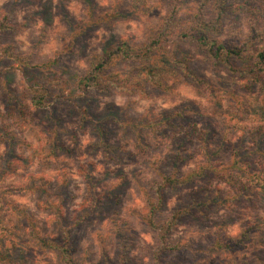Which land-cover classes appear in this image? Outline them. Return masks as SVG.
Segmentation results:
<instances>
[{
  "label": "rangeland",
  "instance_id": "obj_1",
  "mask_svg": "<svg viewBox=\"0 0 264 264\" xmlns=\"http://www.w3.org/2000/svg\"><path fill=\"white\" fill-rule=\"evenodd\" d=\"M113 1L92 0L97 16L110 12ZM120 1L121 11L127 12L132 0ZM148 1L156 6L153 12L136 20H115L74 39L77 27L88 20L84 0H0V21L8 20L13 27L0 32V72L4 71L12 95L0 86V115L9 120L6 125L0 118V131L8 127L27 143L18 150L26 161L19 164L16 174L4 179L9 150L0 141V213L4 216L0 264H65L56 248L45 249L38 239L41 236L61 244L67 231L76 264H119L118 230L128 237L129 264H155L151 250L157 238L143 219L148 211L145 195L153 191L158 180L148 160L161 159L170 174L177 146L186 141V160L181 168L185 174L204 162L198 135L207 132L214 148L227 130L231 143L217 166L229 168L233 148L244 153L257 150L261 143L260 151L246 162L249 172L237 177V188L213 174L179 190H167L164 214L189 205L194 198L205 200L220 188L222 196L245 188L244 197L230 208L211 207L185 217L173 239L189 249L165 255V259L169 264H264V97L259 87L244 89L228 71L214 70L200 50L184 44L182 52L192 58V70L206 81V89L184 76L167 79L166 90L151 91L146 99L94 92L83 98L74 84L65 88L67 82L84 76L92 62L123 37L136 35L144 41L152 33L167 15L172 0ZM183 1V15L188 17L197 0ZM255 12H231L225 18L221 39L245 42L251 13ZM213 18L209 7L207 19ZM7 50L40 67L23 71L13 67L5 56ZM129 68L127 63L115 67L118 71ZM56 80L65 90L64 99L34 110L28 87ZM59 85L50 84V91L58 94ZM68 92L72 94L68 96ZM184 105H191L192 110L179 130L162 137L154 135L151 127L160 124L162 114ZM20 106L26 109L28 121L22 129L14 126ZM84 109L89 111L83 129L80 119ZM96 128H104L109 141L121 147L117 155L106 158L102 150H94ZM194 129L196 134L188 136ZM55 133L65 147L57 154L50 146ZM259 133H263L262 139L257 138ZM138 136L149 146L146 155L136 148ZM96 197H103L100 210L94 205ZM31 224L33 230L28 227ZM218 233L224 240L236 241L243 235L247 240L241 248L229 251L213 246Z\"/></svg>",
  "mask_w": 264,
  "mask_h": 264
},
{
  "label": "trees",
  "instance_id": "obj_2",
  "mask_svg": "<svg viewBox=\"0 0 264 264\" xmlns=\"http://www.w3.org/2000/svg\"><path fill=\"white\" fill-rule=\"evenodd\" d=\"M84 2L87 5L88 20L86 24L77 27L79 31L74 39L88 34L93 29L111 24L115 20H136L156 9V6L149 3L148 0H132L130 9L127 12H122L121 1L114 0L110 12L97 16L96 7L93 5L92 0H84ZM184 3L183 0H172L167 15L160 20L159 24L151 34L146 36L144 41H140L136 35L123 37L103 56L94 60L84 76L75 77L73 81L67 82L65 88L69 87L70 84H74V89L83 98L94 92L99 95L118 94L128 97L139 96L146 99L151 96V91L161 92L166 90L165 81L167 79L184 76L197 86L206 89V81L197 76L192 70V58L187 57L182 52V45L188 44L200 50L206 57L205 61L211 64L214 70L224 69L228 71L244 89L259 87V92L264 97V45H261V43H264V0H197L194 12L188 17L183 15ZM209 7L214 13L213 19H207ZM243 9L249 12H252V9L256 11L255 14L251 13L252 16L248 24V38L242 44L231 41L235 39L223 41L221 34L225 30V18L231 12H238ZM12 28L9 26L8 20L0 21L1 33L11 31ZM73 32L75 31L73 30ZM173 41L175 45L173 44L170 48L169 44ZM5 56L13 62V67H20L22 71L40 67L9 50L5 51ZM119 63H127L130 68L126 71H118L115 67ZM54 66H57V61ZM3 73L4 71L0 72V86L12 97L11 91L6 86ZM52 83L58 86L61 81H51L50 84ZM50 84L36 83L28 87L31 94L30 103L34 110L50 106L53 100L64 99V88L59 85L60 92L55 94L50 91ZM69 92L68 96L72 94V92ZM191 110V105H184L173 111L164 112L160 124L151 127L154 135L159 134L162 137L167 135L168 131H178L180 123L186 120ZM88 111V109H84L80 119L83 129L88 121ZM0 118L3 119L6 125L9 124V120L6 119L5 115H0ZM15 121L14 126L17 128L27 127L26 109L22 106L18 109L17 120ZM93 133L97 137V142L93 146L95 151L102 150L106 158L119 153L121 147L109 141L108 133L104 128H96ZM193 133L196 134V129L190 131L188 136H193ZM262 136L263 133H259L257 138L262 139ZM0 138V141L5 143L9 150V158L3 171L4 179H6L8 175L16 174L21 168L19 164L26 161L24 155L18 153L19 148H22L26 140H21L16 133L9 131L8 127L4 131H0ZM198 138L204 162L185 174H182L181 168L186 160L183 147L186 141L177 146V152L172 158L173 165L170 174L165 172L161 159L157 161L148 160V165L158 177V180L154 182L155 188L153 191L145 195L148 211L143 219L147 224V229L153 232L157 238V244L151 250L155 264H169L165 259V255L189 249L187 245L173 239L175 230L185 217L193 215L195 212H203L211 207L230 208L244 197L246 192L243 188L235 195L222 196L223 189L220 188L213 196L208 195L205 200L194 198L189 205L179 207L166 216L164 214L167 208L166 191L170 189L179 190L193 185L213 174L219 176L221 182L225 180L230 186L237 188V177L242 173L246 175L249 172L246 171L248 166L246 162L260 151L259 146L261 145V143H258L257 150L244 153L240 149L233 148L231 152L232 162L229 168L226 166L219 168L217 161L223 157L226 147L231 143L230 131L225 132L221 143L214 148L210 145V137L207 132L199 134ZM25 144L27 145V143ZM60 144L59 136L57 137L55 133L53 142L50 144L53 154L65 149ZM136 146L139 151H144L145 155L150 151L149 146L143 143L141 136L137 137ZM94 201L96 210H100L98 208L104 204L103 197H96ZM2 208L3 206H0V211ZM3 217V214L0 213V246L2 243L1 224ZM28 227L33 230L32 224L31 227L30 225ZM117 237L119 264H129L131 258L129 256L128 237L119 230L117 231ZM246 240V235L239 237L236 241L224 240L221 234L218 233L213 246L218 245V248L234 251L241 248ZM70 241L69 231L64 234L61 244H55L53 241L41 236L38 239V243L42 244L43 248H56L61 253L65 264H76L72 257ZM194 252L196 253V251Z\"/></svg>",
  "mask_w": 264,
  "mask_h": 264
}]
</instances>
